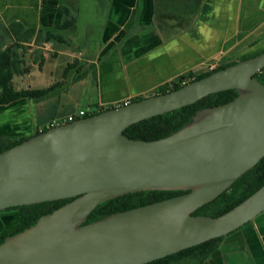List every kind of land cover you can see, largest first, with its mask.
Segmentation results:
<instances>
[{"label": "water", "instance_id": "95a60500", "mask_svg": "<svg viewBox=\"0 0 264 264\" xmlns=\"http://www.w3.org/2000/svg\"><path fill=\"white\" fill-rule=\"evenodd\" d=\"M264 53L161 95L49 128L0 153V211L73 199L0 244V264H149L227 237L264 213V185L219 217L195 215L264 158ZM28 73V69L24 70ZM236 90L165 138L144 120ZM151 191L183 195L85 224L100 205Z\"/></svg>", "mask_w": 264, "mask_h": 264}, {"label": "crops", "instance_id": "0c3cea01", "mask_svg": "<svg viewBox=\"0 0 264 264\" xmlns=\"http://www.w3.org/2000/svg\"><path fill=\"white\" fill-rule=\"evenodd\" d=\"M76 3L0 0V20L6 26L51 29L61 24L64 8L74 12ZM106 12L98 53L81 60L70 55L67 65L74 58L78 67L65 79L66 66L59 80L47 83L44 89L61 85L46 101L0 106V137L30 138L86 110L83 103L98 112L109 110L155 96L162 85L191 71L204 73L218 57L216 66L234 62L231 55L238 61L264 50V0H203L192 24L177 35L155 21L154 0H112ZM205 264H264V213L227 236Z\"/></svg>", "mask_w": 264, "mask_h": 264}, {"label": "trees", "instance_id": "16d2710c", "mask_svg": "<svg viewBox=\"0 0 264 264\" xmlns=\"http://www.w3.org/2000/svg\"><path fill=\"white\" fill-rule=\"evenodd\" d=\"M111 1L112 0H98L103 10L109 8ZM202 2L203 0H154V19L160 27L177 35L192 24L199 13ZM77 22V15L68 7L64 8L61 24L51 29H27L20 23L6 26L0 20V106H7L21 99H29L39 103L46 101L50 97L56 87L61 84H56L41 90L26 89L17 91L13 82L14 78L24 74V69L28 67L30 61L39 65L40 68L46 63L48 52L38 48L32 49L33 47L31 44L39 47L45 43H52L54 50L51 52H53L52 54L55 58L58 57L59 52L73 48L71 35L76 31ZM31 49L32 51H30ZM262 53H264V50L244 56L238 61L223 63L216 66V69L213 71L207 70L201 74H196V72L191 71L172 82L162 85L156 95L178 90L189 83L201 80L213 73L224 70L241 60L256 57ZM77 67V62L67 65L64 71V78L67 79L69 74ZM255 77L264 84V70ZM237 96L238 92L236 90L210 95L193 105L137 123L128 128L125 131V135L131 139L145 141L165 138L181 129L185 124L191 122L197 111L229 103ZM142 99L144 98H137L132 102ZM113 108L115 107L110 109ZM101 112L103 111L93 113L85 118ZM27 139L29 138L0 137V153L21 144ZM263 185L264 158L251 171L241 177L230 190L222 194L214 202L200 208L195 215L214 218L219 217L242 203ZM183 194H185V192L182 191H151L128 194L97 207V209L91 213L85 224L98 221L118 212L146 206ZM72 200L73 199L45 202L37 205L9 208L5 211H0V213L17 211L19 212L20 219L18 227L1 238L0 244H2L7 237L21 233L34 226L42 216L52 213L54 210L59 209ZM225 238L226 237H222L208 241L199 246L149 264H205L219 250Z\"/></svg>", "mask_w": 264, "mask_h": 264}, {"label": "rangeland", "instance_id": "374dc122", "mask_svg": "<svg viewBox=\"0 0 264 264\" xmlns=\"http://www.w3.org/2000/svg\"><path fill=\"white\" fill-rule=\"evenodd\" d=\"M74 12L77 15L78 22L76 31L71 35L73 48L64 50L63 54L56 58L53 57V52H48L44 68H40L39 65L34 66L32 65L34 62L30 61L28 67L25 68L30 73H24L14 78L13 82L16 89H44L47 87L48 82L60 79L62 71L71 60L70 55L74 54L81 60L82 55L88 57L98 53L103 45V25L107 18L106 10L100 7L98 0H77ZM238 58V56L231 55L229 60L235 61ZM219 59V57L216 58L214 62L219 61ZM72 62H75L74 58ZM214 62H208L205 67L206 70H209L211 66L215 67ZM77 82L80 83V80H77ZM82 105L86 110H92L85 103ZM19 222V212L17 211L0 213V239L14 231Z\"/></svg>", "mask_w": 264, "mask_h": 264}, {"label": "built area", "instance_id": "2783aa9c", "mask_svg": "<svg viewBox=\"0 0 264 264\" xmlns=\"http://www.w3.org/2000/svg\"><path fill=\"white\" fill-rule=\"evenodd\" d=\"M32 47H33V49L38 48V49H42V50L47 51V52H51V51L54 50V46H53L52 43H45V44H43L42 46H39V47H36L33 44ZM215 69H216V66L215 67L214 66H211L209 68V71H213ZM131 103H132V100H127L124 103L117 105V107L127 106V105H129ZM96 112H98V111L97 110H91V111L81 110L78 114L71 115V116L67 117V119L65 120V123L64 124L72 123V122L76 121L77 119L85 118L86 116L91 115V114L96 113ZM58 125H62V124L57 123L54 126H58Z\"/></svg>", "mask_w": 264, "mask_h": 264}]
</instances>
